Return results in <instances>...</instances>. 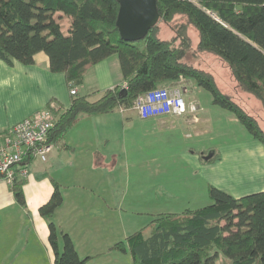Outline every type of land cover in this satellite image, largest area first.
Instances as JSON below:
<instances>
[{"label": "trees", "instance_id": "trees-1", "mask_svg": "<svg viewBox=\"0 0 264 264\" xmlns=\"http://www.w3.org/2000/svg\"><path fill=\"white\" fill-rule=\"evenodd\" d=\"M158 19L138 40L120 36L118 0H0V59L28 65L43 52L52 72L64 73L70 86L82 84L94 64L117 55L124 87L105 89L95 100L72 96L67 108L51 106L56 117L48 141H60L81 117L129 108L138 95L159 84L191 78L208 90L212 102L230 111L264 147V130L217 87L213 74L185 60L191 24L198 32L197 47L223 60L242 91L253 94L264 108V0H156ZM184 16L168 38L156 36L159 22ZM33 159L29 155L21 165ZM217 155L204 162H215ZM20 165V164H19ZM16 200L24 205L21 181L12 182ZM211 203L181 213H161L143 229L129 233L109 249L129 251L132 264H264V190L234 197L207 186ZM62 203L57 184L39 207L48 219L53 264H88L70 237L63 235L57 250L52 216Z\"/></svg>", "mask_w": 264, "mask_h": 264}, {"label": "crops", "instance_id": "crops-1", "mask_svg": "<svg viewBox=\"0 0 264 264\" xmlns=\"http://www.w3.org/2000/svg\"><path fill=\"white\" fill-rule=\"evenodd\" d=\"M191 80L181 77L178 81L183 98L188 96L187 102L197 105L195 113L141 118L132 109L115 108L110 113L86 115L53 143L45 161L33 158L25 163L26 176L15 166L24 205L16 200L12 183L0 175V264H53L48 219L40 215L39 207L50 198L54 184L62 193V203L52 216L57 250H62V233H66L81 257L90 256L88 264H132L128 250L109 248L146 227L150 220L144 215L203 207L211 203L208 184L227 190V182H238L241 174L237 169L231 172L230 164L225 168V161L240 152L239 145L218 144L215 162L202 161L208 149L195 148L194 138L210 132V119L187 94L195 84ZM123 84L114 54L91 66L82 84L75 87L78 95L95 100L105 89ZM70 87L64 73L50 71L43 52L36 53L28 65L0 59V144L14 123L50 102L67 108L72 99ZM230 118L240 124L235 116ZM247 144L240 145L242 151L247 147L264 151L258 141ZM198 175L199 193L192 194L190 186H198ZM249 183L244 184L248 187ZM231 195L239 197L236 192ZM135 198L140 202L135 204Z\"/></svg>", "mask_w": 264, "mask_h": 264}, {"label": "rangeland", "instance_id": "rangeland-1", "mask_svg": "<svg viewBox=\"0 0 264 264\" xmlns=\"http://www.w3.org/2000/svg\"><path fill=\"white\" fill-rule=\"evenodd\" d=\"M185 22L186 19L184 16H177L173 21H170L169 23H163L160 21L158 27L159 31L156 33V36L160 38H168L173 33H175L177 26ZM186 34L191 39V46L186 51L185 60L196 67L211 72L213 74L214 81L220 91L228 95L247 114L253 116L257 120V123L261 127V129L264 130V108L262 107L260 101L253 94L242 91L240 88H238L237 83L230 73L227 64L223 60H221L217 55L208 51L200 50L197 47L199 38L198 32L191 24L187 25ZM181 81L177 80L175 82H168V84H159L158 87L177 86L181 89ZM191 82L195 84L193 85V88H190V91L187 94H189L191 98L194 97L199 102L200 106L202 107L201 113L204 116L209 117L210 119V121H208V125L210 128L208 130H210V132L207 133L206 136L203 135L194 138L193 141L195 144V148L199 149L200 146H203V150L208 149L209 151L214 149L217 150L216 148H219L218 144L226 146L233 145V147L239 145L236 149L238 151L240 150V152H238L236 156L234 155L233 157H229L228 159H226L225 168L230 164L228 169L231 172L232 169H237V172L241 174V178L238 180V182H227L226 184L228 185V189L226 191L230 194L231 192H236L239 194V196L257 192L254 191L255 189L260 191V188L264 187V151L254 150L253 147L244 148V151H242V147H240V145H242L243 143H248L249 145H251L250 142L254 143L257 141H253L254 139L252 138L251 134L243 125L238 124L231 118L229 119V117H234V115L230 111L212 102V96L208 90L198 86L193 79L191 80ZM184 98L187 102L188 96ZM248 148L253 149V151L248 150ZM231 160H235V164L230 163ZM134 172L135 171H133V173ZM176 175L181 176L182 174L176 172ZM208 177L209 176H207V179ZM197 179L199 181L198 186H196V188L193 184L190 186V192L192 194L199 193V175L197 176ZM247 180H250L248 187H246V185L244 184L245 182H247ZM254 184L255 186L251 187ZM133 187L135 188L137 187V185L133 184ZM134 201L135 204H137L140 202V199L135 198ZM152 216L154 217L157 215L150 214L144 215L143 217L148 218V222L153 218Z\"/></svg>", "mask_w": 264, "mask_h": 264}, {"label": "built area", "instance_id": "built-area-1", "mask_svg": "<svg viewBox=\"0 0 264 264\" xmlns=\"http://www.w3.org/2000/svg\"><path fill=\"white\" fill-rule=\"evenodd\" d=\"M122 87L126 88V85L123 84ZM69 92L70 95L76 94V87H70ZM51 106H54V102H50L34 115L14 123L9 130V137L0 144V175L8 183L13 182L16 176L15 166L19 164L20 175H27V165H21V162L29 155L41 161L47 159L53 148V143L48 141V135L56 121ZM119 109L124 111L126 108L120 106ZM129 109L134 110L139 117L147 118L195 113L198 107L192 101H185L179 87L161 86L138 95ZM194 118L196 119V116Z\"/></svg>", "mask_w": 264, "mask_h": 264}, {"label": "water", "instance_id": "water-1", "mask_svg": "<svg viewBox=\"0 0 264 264\" xmlns=\"http://www.w3.org/2000/svg\"><path fill=\"white\" fill-rule=\"evenodd\" d=\"M118 2L116 24L120 36L125 40L143 38L158 19L156 0H118ZM122 92L125 94L126 89L123 88ZM213 154L214 150H209L203 159L208 160Z\"/></svg>", "mask_w": 264, "mask_h": 264}]
</instances>
